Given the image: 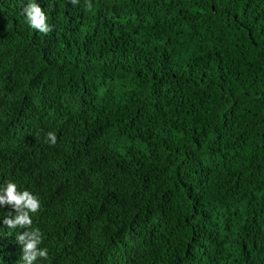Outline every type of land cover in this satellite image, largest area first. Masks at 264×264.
I'll return each instance as SVG.
<instances>
[{"label": "trees", "instance_id": "trees-1", "mask_svg": "<svg viewBox=\"0 0 264 264\" xmlns=\"http://www.w3.org/2000/svg\"><path fill=\"white\" fill-rule=\"evenodd\" d=\"M35 2L48 35L0 0V186L39 198L34 264H264V0Z\"/></svg>", "mask_w": 264, "mask_h": 264}, {"label": "clouds", "instance_id": "clouds-1", "mask_svg": "<svg viewBox=\"0 0 264 264\" xmlns=\"http://www.w3.org/2000/svg\"><path fill=\"white\" fill-rule=\"evenodd\" d=\"M70 3L75 7L79 0H70ZM88 11H91L93 5L91 0L85 5ZM22 13L25 16L26 23L34 30L48 35L53 31L52 26L47 22L45 11L35 2L28 0L26 6L23 7ZM57 136L54 132H47L46 141L51 145H55ZM10 206L14 210V215L9 212L3 219V223L9 229L21 228L23 232L17 233V241L22 245V261L23 264H34L37 259H48V250L40 248L42 244V233L38 228H32V214L40 210L39 198L33 195L30 191H19L16 183L6 181L0 186V206Z\"/></svg>", "mask_w": 264, "mask_h": 264}]
</instances>
